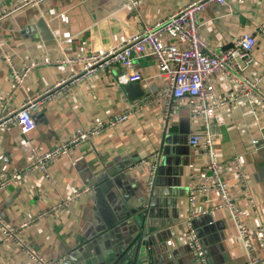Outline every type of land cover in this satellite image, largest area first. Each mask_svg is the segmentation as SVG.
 Returning <instances> with one entry per match:
<instances>
[{
    "label": "crops",
    "instance_id": "1",
    "mask_svg": "<svg viewBox=\"0 0 264 264\" xmlns=\"http://www.w3.org/2000/svg\"><path fill=\"white\" fill-rule=\"evenodd\" d=\"M15 0H0V13L13 8ZM195 0H144L131 9L123 0H46L37 8L15 11L0 21V115L15 111L29 99L43 94L82 71V58L110 51L131 36L168 18ZM264 0H228L202 13L199 31L216 50L230 47L248 33L256 38L249 74L264 73ZM162 44H179L166 35ZM1 52L19 68L23 62L38 63L23 86L14 89ZM67 59L74 60L73 62ZM134 69L146 94L165 87L157 59L146 52L134 55ZM112 73L98 72L86 82L73 84L65 95L45 101L32 114L35 128L23 133L11 125L0 131V180L20 172L32 160L33 150L43 154L66 142L78 130L108 122L128 108L123 88ZM216 99H230L234 86L217 75L213 78ZM264 89V81L262 82ZM212 122L214 145L222 161L239 156L250 177L256 210L242 198L236 178L225 169L223 178L232 189L241 218L253 229L264 225V107L236 102L217 112ZM202 127L189 119L185 103H178L165 118L163 102L142 106L118 127L101 132L74 147L50 166V180L40 172L22 174L18 182L0 191V220L33 252L58 264H76L81 251L96 242L102 263L118 256L130 260L136 234L146 232L145 252L152 264H195L183 237L191 226L198 235L208 264H247L238 243L233 220L226 209L190 219L191 175L205 165L196 156L189 135ZM157 154L158 171L151 189L149 158ZM84 188L92 192L76 199ZM61 202L68 205L52 211ZM217 194L195 199L196 207L210 208ZM44 215L39 220L38 216ZM124 260L125 262H127ZM0 264H37L22 245L0 230Z\"/></svg>",
    "mask_w": 264,
    "mask_h": 264
},
{
    "label": "built area",
    "instance_id": "2",
    "mask_svg": "<svg viewBox=\"0 0 264 264\" xmlns=\"http://www.w3.org/2000/svg\"><path fill=\"white\" fill-rule=\"evenodd\" d=\"M46 0H15L13 8L0 13V21L12 15L15 11L27 8H37ZM131 9H137L144 0H123ZM228 0H195L182 7L168 18L160 20L153 25L144 27V30L131 36L123 45L110 51L92 53L82 58L83 68L78 74L71 75L49 90L41 98L29 99L15 111H5L0 115V131L11 125L19 126L23 133H28L35 128L32 114L47 100L60 95H65L67 89L73 84L86 82L98 72L112 73V67L119 64L123 67L121 74L115 78L117 87L142 81L141 74L134 69V55L150 52L157 59L159 71L168 80L165 87L144 95L126 108L120 114L109 118L108 122L97 124L88 129L78 130L73 137L57 147L43 154L33 150L32 160L20 172L14 173L0 180V191L8 185L18 182L22 174L40 172L45 180H50V166L53 161L61 156H69L74 147L89 142L101 132L118 127L125 122L134 112H139L142 106L154 102H163L165 118L178 103H185L189 111V119L202 127L201 131H194L189 135L188 143L196 156L206 158L205 165L199 172L191 175L190 183V219L210 213L213 210L226 209L233 220L236 237L242 248L247 264H264V225L253 230L240 216V208L236 203L232 189L223 178L225 169L236 178L241 189L243 200L256 210V202L251 189L249 174L242 159L237 156L227 161L218 158L212 130L213 121H221L217 112L220 107L236 102L260 104L264 107L263 74H249L248 66L251 62V52L256 46V38L252 34H244L237 38L233 44L225 49L216 51L212 49L199 31L200 16L211 5H223ZM244 3L245 0H234ZM264 37V29L261 30ZM166 35L171 39L179 40V44H162L160 37ZM2 60L7 64L10 80L14 89L23 86L30 72L38 66L34 60L23 62L19 68L15 65L9 54L1 52ZM69 62L74 60L67 59ZM223 76L231 81L234 90L230 99H216L214 76ZM158 155L154 154L150 161V183L152 188L157 171ZM91 188L79 191L75 198L91 193ZM217 194L218 202L210 207H196L195 199H208L211 194ZM68 205L61 202L52 209L60 210ZM44 213L37 217L39 220ZM25 223L18 232L13 231L0 220V230L6 238L22 245L26 256L37 264H58L53 260H46L33 252L17 236L28 228ZM184 244L190 249L195 264H208L200 239L196 231L189 226L183 237Z\"/></svg>",
    "mask_w": 264,
    "mask_h": 264
},
{
    "label": "water",
    "instance_id": "3",
    "mask_svg": "<svg viewBox=\"0 0 264 264\" xmlns=\"http://www.w3.org/2000/svg\"><path fill=\"white\" fill-rule=\"evenodd\" d=\"M128 100L134 102L138 99H141L145 92L142 87L137 83H131L125 85L123 88ZM146 232L143 231L142 234H136L134 236V241L131 246V258L126 260L124 256H118L115 261L112 263L106 264H152L148 254L145 252L146 240L144 236ZM98 248L96 242L89 243L82 251L79 257H77L76 264H97L98 262L102 263L101 257L97 255ZM126 260L127 262H125Z\"/></svg>",
    "mask_w": 264,
    "mask_h": 264
}]
</instances>
